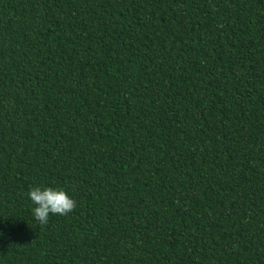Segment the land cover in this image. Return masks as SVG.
<instances>
[{"label":"trees","instance_id":"1","mask_svg":"<svg viewBox=\"0 0 264 264\" xmlns=\"http://www.w3.org/2000/svg\"><path fill=\"white\" fill-rule=\"evenodd\" d=\"M0 264H264V0H0Z\"/></svg>","mask_w":264,"mask_h":264},{"label":"clouds","instance_id":"2","mask_svg":"<svg viewBox=\"0 0 264 264\" xmlns=\"http://www.w3.org/2000/svg\"><path fill=\"white\" fill-rule=\"evenodd\" d=\"M34 205L33 219L47 224L50 215H67L75 206V201L63 189L34 187L28 192Z\"/></svg>","mask_w":264,"mask_h":264}]
</instances>
